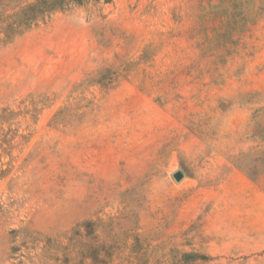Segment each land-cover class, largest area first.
I'll use <instances>...</instances> for the list:
<instances>
[{
    "label": "rangeland",
    "instance_id": "1",
    "mask_svg": "<svg viewBox=\"0 0 264 264\" xmlns=\"http://www.w3.org/2000/svg\"><path fill=\"white\" fill-rule=\"evenodd\" d=\"M39 1L0 0V264H264V0Z\"/></svg>",
    "mask_w": 264,
    "mask_h": 264
},
{
    "label": "trees",
    "instance_id": "2",
    "mask_svg": "<svg viewBox=\"0 0 264 264\" xmlns=\"http://www.w3.org/2000/svg\"><path fill=\"white\" fill-rule=\"evenodd\" d=\"M73 1L80 4L84 2V0H73ZM64 4L65 3L63 0L39 1L37 4L31 5L27 10H23V12H21V18L18 25L23 26L25 29H28L36 23L39 17H42L43 15L47 13H51L52 11H55L57 9H62ZM194 257L196 258L197 255L184 254L185 259L194 258Z\"/></svg>",
    "mask_w": 264,
    "mask_h": 264
},
{
    "label": "water",
    "instance_id": "3",
    "mask_svg": "<svg viewBox=\"0 0 264 264\" xmlns=\"http://www.w3.org/2000/svg\"><path fill=\"white\" fill-rule=\"evenodd\" d=\"M174 178H175L176 181L179 182V181H181L184 178V176H183V174L181 172H177V173H175Z\"/></svg>",
    "mask_w": 264,
    "mask_h": 264
}]
</instances>
